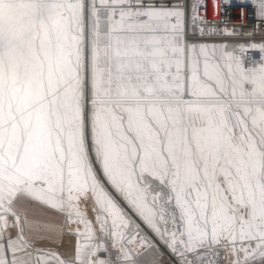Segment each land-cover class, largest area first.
Returning a JSON list of instances; mask_svg holds the SVG:
<instances>
[{"label":"snow or ice","instance_id":"1","mask_svg":"<svg viewBox=\"0 0 264 264\" xmlns=\"http://www.w3.org/2000/svg\"><path fill=\"white\" fill-rule=\"evenodd\" d=\"M240 2L259 41L206 0H0V264H264V0Z\"/></svg>","mask_w":264,"mask_h":264},{"label":"built area","instance_id":"2","mask_svg":"<svg viewBox=\"0 0 264 264\" xmlns=\"http://www.w3.org/2000/svg\"><path fill=\"white\" fill-rule=\"evenodd\" d=\"M232 8V7H229ZM244 12H243V17H241L242 12H241V6L235 7L234 9H239V12L235 14L237 21L235 23H229L231 22V18L233 19V15H230V18L228 19L229 15H225L223 10H220L219 15L216 19H208L209 24L212 26L224 28L227 27L229 29L235 28V29H251L253 28L256 29V32L262 31L260 28V25L258 21L255 18V11L253 8L250 7H244ZM225 11H227V8H224ZM208 17V16H207ZM241 18H243V22H241ZM256 34V33H255ZM243 38L245 39H254L255 37H247L246 35L240 34ZM255 36V35H254Z\"/></svg>","mask_w":264,"mask_h":264},{"label":"crops","instance_id":"3","mask_svg":"<svg viewBox=\"0 0 264 264\" xmlns=\"http://www.w3.org/2000/svg\"><path fill=\"white\" fill-rule=\"evenodd\" d=\"M28 215L31 220L37 222V227L39 224L44 221L50 220H58L59 218L56 217L55 213H52L49 210L43 209L37 205H29L28 206ZM53 240L54 243H45L44 247H55L57 251L62 253L64 256H70L72 252V247L74 245V238L69 235H64L63 237L54 236Z\"/></svg>","mask_w":264,"mask_h":264},{"label":"bare ground","instance_id":"4","mask_svg":"<svg viewBox=\"0 0 264 264\" xmlns=\"http://www.w3.org/2000/svg\"><path fill=\"white\" fill-rule=\"evenodd\" d=\"M176 1V0H175ZM240 1V0H239ZM238 0H232V2L234 3H240L241 4V2H239ZM179 2H181V3H186V0H179ZM201 2L202 3H204L205 2V0H201ZM221 3H222V0H206V11H202L201 13H200V15L201 16H204L205 18H206V20L209 22V20L208 19H216L217 17H218V15H219V12H220V10H223L224 11V13H225V15H229V17H227L228 19L230 18V15H233V19L231 18V22H229V23H235L236 21H237V18H236V16H235V14L236 13H238L239 12V9H234L235 7H237V5L236 6H228L227 7V11H225V9H224V7H220V5H221ZM239 5V4H238ZM229 7H232V8H229ZM246 7V6H245ZM245 9V8H244ZM244 9L241 7V12H242V16L241 17H243V12H244ZM214 11V14H209L207 11ZM217 11H218V13H217ZM255 11V10H254ZM218 14V15H217ZM210 15H214V16H210ZM208 16V17H207ZM214 17V18H213ZM243 18H241V22H243ZM209 26H212L211 24H209ZM238 31H239V33L240 34H242L243 33V35H246L247 33H249V32H252L253 30H251V29H247V28H242V29H238Z\"/></svg>","mask_w":264,"mask_h":264},{"label":"rangeland","instance_id":"5","mask_svg":"<svg viewBox=\"0 0 264 264\" xmlns=\"http://www.w3.org/2000/svg\"><path fill=\"white\" fill-rule=\"evenodd\" d=\"M239 1V0H238ZM173 2H176L175 0H173ZM191 2V0H186V3H190ZM240 2V1H239ZM239 4V5H238ZM233 3L232 2V4L230 5V6H236L237 5V7L238 6H241L243 9H244V5L243 4H240V3ZM209 14H214V11L212 12H210L209 10L207 11ZM217 13H218V11H217ZM218 15V14H217ZM210 16H214V15H210ZM214 18V17H213ZM261 33H262V31H258V32H256V34H255V40H257V41H259L260 39H261ZM55 250H57L55 247H53ZM148 260H149V262H151L153 259L156 261V264H171V261H170V259L168 258V256L167 255H164L163 257H160V256H157V255H155V254H152V255H150L148 258H147Z\"/></svg>","mask_w":264,"mask_h":264}]
</instances>
